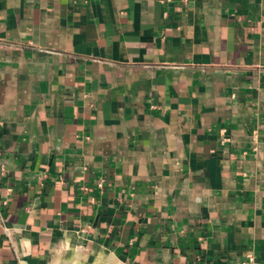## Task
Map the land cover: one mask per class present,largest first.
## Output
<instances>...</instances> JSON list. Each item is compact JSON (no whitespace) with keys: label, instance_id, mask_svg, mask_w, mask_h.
<instances>
[{"label":"crops","instance_id":"crops-1","mask_svg":"<svg viewBox=\"0 0 264 264\" xmlns=\"http://www.w3.org/2000/svg\"><path fill=\"white\" fill-rule=\"evenodd\" d=\"M0 264H264V0H0Z\"/></svg>","mask_w":264,"mask_h":264},{"label":"built area","instance_id":"built-area-1","mask_svg":"<svg viewBox=\"0 0 264 264\" xmlns=\"http://www.w3.org/2000/svg\"><path fill=\"white\" fill-rule=\"evenodd\" d=\"M248 260H249V261H252V260H253L252 256H249V257H248Z\"/></svg>","mask_w":264,"mask_h":264}]
</instances>
